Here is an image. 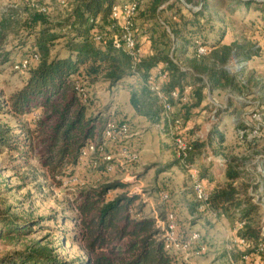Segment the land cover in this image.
Returning a JSON list of instances; mask_svg holds the SVG:
<instances>
[{"label": "rangeland", "instance_id": "rangeland-1", "mask_svg": "<svg viewBox=\"0 0 264 264\" xmlns=\"http://www.w3.org/2000/svg\"><path fill=\"white\" fill-rule=\"evenodd\" d=\"M125 2H139L140 12H145L150 0ZM239 2L257 5L246 7ZM78 5V0H68V8H62L59 0H0V32L7 37L0 52L1 100L22 89L31 73L42 64L44 53L40 51L37 39L43 31L57 38L53 43H47L49 60L69 56L71 30L68 18L73 12L71 10H75ZM169 5L174 6V9L164 15L165 18L168 17L172 22L177 18L183 20V24L197 25V29L191 25L187 30L192 31H183L193 45L200 42L213 53L214 47L221 44V53L225 49L232 51L231 60L224 69L236 78L234 87L215 92L206 89L204 109H194L191 123L187 124L182 119L181 106L176 105L166 115L159 97L152 95L154 86L150 85V92L142 79H130L124 83L123 88L126 89L115 94L116 89L106 83L104 76L88 77L84 71L82 79L91 105L89 114L101 117L102 125L109 119L111 122L126 123L132 136L128 141L129 147L138 156V161L126 163L121 168L117 165L113 172L116 174H105L103 179L96 176L90 164L85 162L59 187L41 169L36 151L29 154L28 160L18 153L1 156L0 213L12 217L18 224H32L26 236L14 235L7 240H0V261L40 244L51 250L55 258L78 264L85 258V253L69 238L73 231L70 219L74 195L80 190L127 182L130 184L128 190L113 192L110 198L138 191L142 196L138 204L144 201L148 203L144 217L158 218L157 221L164 222L167 215L173 214L181 237L194 233L201 236L200 245L189 253L190 258L197 260L198 264H264V253L257 252V246L264 247V0H210L204 16L198 18L197 22H194V18L205 8L202 0H170ZM38 14L45 15L42 17L43 23H31L30 18ZM163 20L160 19V24H163ZM136 25L139 50L145 45L150 46L149 55L141 54V58H147L152 54L150 25L140 15ZM167 31L170 32L169 29ZM189 32H194L193 38ZM198 44L196 47L200 46ZM179 48L177 44L176 49ZM242 50H251L257 55L245 60L237 55ZM35 52L40 56V63L33 64L26 71L15 70L20 62ZM189 54L191 58L193 53L190 51ZM209 58L212 57L209 55ZM210 62L219 65L214 59ZM142 92L146 95L142 96ZM134 96L135 104L132 101ZM135 105L149 117H140L134 109ZM214 111L217 112L216 123H212L211 119ZM176 119L182 120L178 132L174 129ZM194 125L200 129H194ZM0 128L9 129L14 136L28 139V131L33 130V125L23 118L0 113ZM187 132L194 137V142H200L206 148L201 153L189 155L188 159L193 160V165L199 168L201 179L213 191L225 190L230 185L237 187L239 199L247 196L257 208L251 217L243 219L233 208L228 212L212 209L211 215L193 211L196 203L191 192L192 182L188 172L181 166L174 143L177 134ZM212 134L224 139L223 147H220L219 142L210 143ZM249 138L256 139L259 144L256 147L247 146ZM223 148L226 149L225 153ZM119 160L121 162L123 158L118 157L117 164ZM214 165L220 166V174L216 182H211L209 171ZM230 168L242 173L243 178L230 183L227 179ZM74 178L85 184H69ZM162 193L170 195L168 204L162 203ZM242 220L247 225L246 231L256 230V235L260 233L261 236L259 239L249 237L244 248L236 247L234 252L228 253L227 247L233 241L242 239L241 235L245 233L237 230ZM203 248L205 251H202ZM199 252V257H196ZM245 256L249 258L247 263L243 260Z\"/></svg>", "mask_w": 264, "mask_h": 264}, {"label": "trees", "instance_id": "trees-1", "mask_svg": "<svg viewBox=\"0 0 264 264\" xmlns=\"http://www.w3.org/2000/svg\"><path fill=\"white\" fill-rule=\"evenodd\" d=\"M78 1L79 5L68 18L71 30L69 56L49 60L50 51L47 43L51 44L57 38L50 37L47 31H43L37 39L40 51L44 53L42 64L31 73L22 89L5 100H1L0 97V113L18 119L23 118L33 125V130L28 131L30 139H22L14 136L9 129L0 128V157L6 153H18L23 159L28 160L29 154L36 151L41 169L59 187L80 168L81 154L88 144L97 143L99 148L104 145V130L111 122L109 119L102 125L101 117L97 114H89L91 111L89 100L84 102L77 92L78 83L85 89L82 79L84 71L88 77L104 76L106 83L111 85L112 89H116L115 94L126 89L123 88L124 83L132 78L145 81L146 87L151 92L150 76L160 70L163 71L168 75V82L156 81L155 84L173 109L176 105L181 106V115L185 122L192 118L191 113L194 109H201L204 105L206 89H210L211 92L231 89L236 82V78L224 69L231 60L232 51L225 49L221 53V44H218L214 47V52L210 53L212 58H209V55L200 57L196 45L198 43L201 47L204 45L200 42L193 45L184 34L188 26L192 25L197 29V25L186 22L183 24V20L177 18L172 22L168 17H164L174 9V6L169 5L170 0H150L145 12H140L139 6L134 26L135 38L137 41L136 22L140 15L146 24L150 25L152 54L147 58H140L135 69L132 59L126 53L114 50L110 44L104 46L95 42L96 34L109 36L108 27L113 0ZM202 1L205 3V8L203 7V11L194 18V22L202 18L208 9L210 0ZM239 4L246 7L257 5L252 2L243 4L239 2ZM42 17L44 18L45 15L38 14L29 21L35 24L43 23ZM163 18L164 22L160 24V19ZM189 33L193 38L194 32ZM6 38L0 32V52ZM177 44L180 45L179 49H176ZM190 51L193 53L191 58L188 57ZM237 55L242 59L250 60L256 57L257 53L242 50L237 52ZM213 59L219 64L218 66L211 64L210 61ZM188 89L190 91L186 94ZM173 92L179 93L177 100L171 97ZM144 95L146 94L142 92V96ZM152 95L156 96L155 93ZM132 101L135 104V96ZM159 101L163 106V100L159 99ZM147 102L148 100L145 103ZM134 109L140 117H149V114H143L137 105ZM36 116H39L38 120L35 119ZM176 120V122L182 121ZM176 137L185 138L184 140L190 143L192 149L190 156L205 149L200 142H194V137L188 132L183 135L177 134ZM211 138L210 143L219 142L220 147H223L224 139L218 138L215 134L214 136L212 134ZM258 144L254 138L247 139V146L256 147ZM223 150L225 153L226 149ZM231 161L233 165V160ZM189 163L193 164V160H189ZM89 164L96 176L104 177L106 166L102 164L100 156L90 159ZM243 176L233 168L227 172L230 183L240 181ZM129 188V183L117 182L76 192L72 201L73 215L70 219L73 231L69 238L71 243L78 245L85 253V258L78 264H186L181 254L165 249L157 222L143 216L146 205L143 202L141 205L138 204L142 198L140 194L127 193L113 199L109 196L113 192ZM191 192L194 195L193 189ZM196 205L193 211L197 210ZM211 207L216 211L224 209L226 212L233 208L243 219H248L257 211L249 197L239 199V191L233 185L225 190L214 191L211 195ZM242 223L245 222L242 220ZM31 224H18L12 217L0 213V240H7L14 235L26 236L30 233ZM246 227L247 225L243 230L245 233L241 235L245 242L249 237L260 238V233L256 235L258 232L252 229L246 231ZM188 238L189 236L184 237L183 241H187ZM261 248L264 249L261 245L257 246L258 254ZM0 264L73 263L55 258L51 250L37 244L24 252L4 258Z\"/></svg>", "mask_w": 264, "mask_h": 264}, {"label": "built area", "instance_id": "built-area-1", "mask_svg": "<svg viewBox=\"0 0 264 264\" xmlns=\"http://www.w3.org/2000/svg\"><path fill=\"white\" fill-rule=\"evenodd\" d=\"M59 3L62 8H68V0H59ZM113 4L114 5L111 11L108 27L109 36L96 34L95 42L104 46H106V44H110L114 50L126 53L132 59L135 69L141 58V51L138 49L134 31L135 20L139 11V4L137 2H125V0H113ZM42 13H45V11L42 10ZM197 53L200 57H207L210 55L211 50L198 46ZM37 63H40V56L38 54H33L20 62L19 65L16 66L15 70L20 72L26 71L29 70L33 64ZM156 81L166 83L168 82V75L160 70L150 76V83L154 86L151 90L156 94V96L159 97L160 100H163L164 110L167 115L172 112L173 108L167 103V100L164 99L160 88L155 84ZM76 90L84 102H87L88 96L86 94V90L81 86V84L78 83L76 85ZM189 91L190 89L186 91V94L189 93ZM171 97L174 100H177L179 93L173 92ZM38 119L39 116L36 117V120ZM211 119L212 123H216L218 121L216 111L212 112ZM180 126V121L175 122L174 129L178 132L180 130ZM103 138L105 142L101 148H99L97 143H90L85 147L81 154V165H83L85 162L89 163L90 159L95 156H100L102 164L106 166L105 174L108 175L112 174L118 166L121 168L125 167L126 163L132 164L138 161V156L134 154V152L129 147L128 141L132 139V136L130 128L127 124L121 122H109L104 130ZM174 143L175 147H177L178 158L181 166L188 172L192 182L195 203L197 204V212L199 214L211 215L212 194L210 191H208L206 185L202 181L199 169L193 164L189 163L188 159L192 150L190 143L186 142L183 138L177 137L174 139ZM114 145L117 148L116 151ZM118 157L123 158L121 162L119 160V164L116 163L118 161ZM68 183L79 186H83L85 184V182L83 183L78 178H74ZM161 200L163 203L168 204L170 202V195L167 193H162ZM245 225V223H239L237 230L243 231ZM157 227L162 233V240L164 242L165 249L169 252L181 254L186 264H193L191 262L192 259L190 258L189 253L193 251L195 246L200 245L201 236L194 233L189 236L187 241L184 242L182 237L178 234V224L176 217L173 214L167 215V218L164 222H157ZM245 246L246 242L243 239H239L233 241L232 244L227 247V252L231 253L234 252L236 247L244 248ZM263 250L264 249L261 248L260 252H263ZM202 251H205V249L203 248ZM199 255L200 252L196 253V257H199ZM243 260L247 263L249 261L248 256H245Z\"/></svg>", "mask_w": 264, "mask_h": 264}, {"label": "crops", "instance_id": "crops-1", "mask_svg": "<svg viewBox=\"0 0 264 264\" xmlns=\"http://www.w3.org/2000/svg\"><path fill=\"white\" fill-rule=\"evenodd\" d=\"M145 43L143 42V45H144ZM150 46L149 45H145V46H143V47H141V54L142 55H144V56H146V55H149V48ZM146 48H147V50H146ZM148 51V52H147ZM206 94V93H205ZM207 96V95H206ZM204 106V105H203ZM202 106V109H204V107ZM201 111H203V112H205L204 110H201ZM192 119V118H191ZM191 119L190 120H188L187 121V124H190L191 122ZM195 126H197V125H194V127ZM194 129H200V128H194ZM204 150H206V148L204 149ZM206 160H203V162L204 163H206L205 162ZM195 167H197L196 165H194ZM220 166L219 165H214V168H212L210 171H209V178L211 179V182L212 181H215L216 182V180H217V176H219V174H220V171L218 170V168H219ZM199 169V168H198ZM115 175L116 173H112V174H110V175ZM104 177H105V175H104ZM99 178H101V179H103L102 177H99ZM215 179V180H214ZM203 181V180H202ZM203 182H205L204 184L206 185V187H207V189H208V191H210V193L212 194L214 191H213V188H211V186L209 185V186H207V184H206V181L204 180ZM124 183H127V182H124ZM136 193H139L138 191H135ZM130 193H133V192H130ZM143 196H145V195H143ZM116 198V197H115ZM143 203H145V205H146V207H145V209L148 207V203L146 202V201H144ZM163 203V202H162ZM163 204H165V203H163ZM145 209H144V211H143V216H144V213L146 212L145 211ZM156 222H159V221H157L158 220V218H156V219H154ZM160 223H162V222H160ZM178 234L181 236V234L179 233V230H178ZM182 239H183V237H182ZM191 262L193 263V264H198L197 263V260H195V259H192L191 260Z\"/></svg>", "mask_w": 264, "mask_h": 264}]
</instances>
